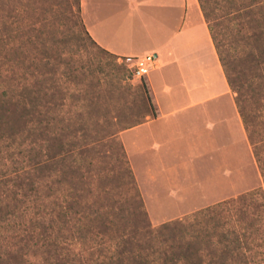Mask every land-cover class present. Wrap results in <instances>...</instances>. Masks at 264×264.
<instances>
[{"label":"rangeland","instance_id":"1","mask_svg":"<svg viewBox=\"0 0 264 264\" xmlns=\"http://www.w3.org/2000/svg\"><path fill=\"white\" fill-rule=\"evenodd\" d=\"M205 1L235 81L232 102L234 97L237 107L240 100L255 139L264 141L263 48L248 34L255 21L264 29V11L258 17L247 15L257 0ZM147 2L156 6L161 28L165 0ZM79 7L81 0H12L6 7L5 15L15 10L10 36L17 47L10 58L13 73H0V147L27 156L34 142L47 141L51 160L43 173L42 195L54 196L59 189L63 205L66 200L84 205L122 201L132 229L138 223L136 248L145 249L140 238L150 230L264 188L245 123L238 107L237 114L233 110L210 43L175 48L184 73L188 67L190 76L196 75L190 89L201 86L203 72L212 75L213 85L203 97L195 91L188 97L179 86L175 120L163 122L154 138L145 127L153 118V104L145 80L135 76V62L95 45ZM178 22L176 29L183 25ZM4 28L12 29L6 22ZM193 102L198 104L186 108ZM6 155L8 160L0 162V201L15 205L25 198L11 190L36 178L14 176L26 165ZM4 208L16 213L15 221L33 214L22 212L21 205ZM24 252L34 253L28 256L36 263L43 249Z\"/></svg>","mask_w":264,"mask_h":264},{"label":"trees","instance_id":"2","mask_svg":"<svg viewBox=\"0 0 264 264\" xmlns=\"http://www.w3.org/2000/svg\"><path fill=\"white\" fill-rule=\"evenodd\" d=\"M257 1L250 8L248 16L255 17L256 14L258 17L263 13L264 0ZM11 2L0 0V73H13L14 69L10 58L17 44L10 32L14 33L16 21L12 20L11 12L15 10L5 15L8 12L6 7ZM199 4L229 84L234 86L235 81L228 73L220 53L206 1L199 0ZM78 12H81L80 7ZM5 22L11 30L4 28ZM255 22V25L248 27L249 39L254 40L257 48H263V56L264 29L259 22ZM260 64H264V59ZM236 104L264 184V141L255 139L240 100L237 99ZM45 142V139L34 142V146L26 152L27 156L24 152L10 155L11 147L5 151L0 147V162L8 160L3 156L7 154L15 163L27 166L21 167L14 176H24L26 179L33 175L36 178L11 190L13 195L22 194L25 198L23 201L16 200L15 205H3L0 201V264H264V188L205 208L187 219L152 229L140 238L145 240V249H140L136 248L138 244L135 245L136 235L140 236L138 223L132 229L134 225L131 218L124 215L126 209L122 201L109 203L98 200L92 205H84L66 200L63 205L59 200L62 198L59 189L54 196L41 194L43 173L50 169L51 160ZM15 155L22 160L15 159ZM132 187L136 188L134 183ZM19 205L25 208L22 211L25 214L31 210L33 214L26 215L23 221L22 215L17 216L20 221H15V212H4V207L17 208ZM34 248L43 249L42 253H38L36 263L28 256L34 253L24 252ZM33 256L36 258V255Z\"/></svg>","mask_w":264,"mask_h":264},{"label":"crops","instance_id":"3","mask_svg":"<svg viewBox=\"0 0 264 264\" xmlns=\"http://www.w3.org/2000/svg\"><path fill=\"white\" fill-rule=\"evenodd\" d=\"M145 1L147 0H81V15L90 37L110 54L124 59L155 56L156 65L144 78L153 104V118L145 121V127L153 137H157V132L161 133L163 130V122H174L178 111L179 86L185 89L188 97L193 91L203 97L212 89V75L208 72L200 74L201 79L203 77L200 87L190 89L189 83L196 75L190 76L191 68L188 67V74L184 73L175 52L177 45L196 46L200 42L211 44L227 95L237 114L234 97L233 102L231 99V86L199 1L165 0L168 9L164 12L166 17L163 18L161 28L158 26L156 6L152 9ZM179 19L183 20V25L176 29ZM195 66L199 67L197 64ZM202 68L203 65L198 69ZM179 79L185 86L179 85ZM205 101L206 99H202L199 103L204 104ZM196 104L198 103L193 102L186 105V108Z\"/></svg>","mask_w":264,"mask_h":264},{"label":"built area","instance_id":"4","mask_svg":"<svg viewBox=\"0 0 264 264\" xmlns=\"http://www.w3.org/2000/svg\"><path fill=\"white\" fill-rule=\"evenodd\" d=\"M133 60L134 73L139 79H144L156 65V58L154 55H148L140 59H128Z\"/></svg>","mask_w":264,"mask_h":264}]
</instances>
